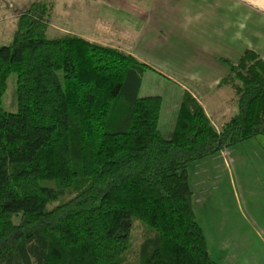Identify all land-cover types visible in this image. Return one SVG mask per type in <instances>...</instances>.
Masks as SVG:
<instances>
[{"label": "trees", "instance_id": "1", "mask_svg": "<svg viewBox=\"0 0 264 264\" xmlns=\"http://www.w3.org/2000/svg\"><path fill=\"white\" fill-rule=\"evenodd\" d=\"M52 10L34 0L0 45V264H221L188 169L264 136V59L224 60L238 111L222 129L187 91L165 137L162 97L139 96L151 66L79 35L50 38ZM13 73L15 112L3 106ZM136 219L151 234L131 262Z\"/></svg>", "mask_w": 264, "mask_h": 264}, {"label": "crops", "instance_id": "2", "mask_svg": "<svg viewBox=\"0 0 264 264\" xmlns=\"http://www.w3.org/2000/svg\"><path fill=\"white\" fill-rule=\"evenodd\" d=\"M44 1L53 5L50 28L56 27L63 35L75 34L103 45L124 47L126 52L146 64L153 60L154 52L161 55L168 48H174V53L183 50L189 63L186 61L187 64L181 66L180 74L190 79L193 87L206 92L215 81L220 84L229 74L230 66L225 59L236 62L247 49L256 51L264 59V0ZM33 2L0 0L3 36L11 38L18 17ZM262 137L244 143H251L250 147L256 152V147L260 146L262 157L255 155L254 162L258 166L256 170L264 173ZM234 151L231 148L210 156L213 160L201 170H210V166L213 170L228 169L231 160L240 170H251V162L247 159H251L252 153ZM258 214L263 220L264 215L259 211ZM260 253L264 256V250ZM226 258L215 259L229 264ZM236 264H264V261L258 262L252 257Z\"/></svg>", "mask_w": 264, "mask_h": 264}, {"label": "rangeland", "instance_id": "3", "mask_svg": "<svg viewBox=\"0 0 264 264\" xmlns=\"http://www.w3.org/2000/svg\"><path fill=\"white\" fill-rule=\"evenodd\" d=\"M62 35L63 32L56 27L49 29L50 38ZM10 40L11 38L0 32V45L7 44ZM168 49L161 55L156 52L152 54L153 60L148 62L152 68L144 71L139 90V96L162 97L159 125L163 135H173L177 114L187 91L194 93L214 125L219 130L222 129L238 111L234 91L225 84H217L216 81L208 92L193 87L192 81L180 74L181 66L189 63V59L183 56V50L175 49L174 53V48ZM16 81L17 74H11L3 96L4 108L13 112L19 109ZM250 144L242 143L233 148L235 153H252L251 159H247L251 162V170H240L232 160L229 170L225 167L213 170L211 166L208 167L210 170H201L205 164L211 163L213 157L193 162L188 169L189 182L194 191V209L197 220L205 231L209 250L215 258L227 257L226 262L229 264H236L238 261L241 263L252 257L258 262L264 261L263 253H260V250H264V219H260L258 214L259 211L264 215V173L256 170L258 166L254 162L255 155L262 157V149L257 146L256 152ZM150 234L142 222L138 219L134 221L129 261L132 262L138 257L142 242Z\"/></svg>", "mask_w": 264, "mask_h": 264}]
</instances>
